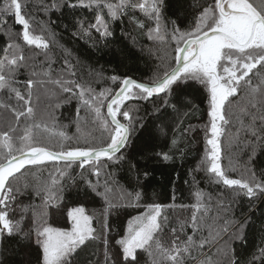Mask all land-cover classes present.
Instances as JSON below:
<instances>
[{"label":"snow or ice","instance_id":"1","mask_svg":"<svg viewBox=\"0 0 264 264\" xmlns=\"http://www.w3.org/2000/svg\"><path fill=\"white\" fill-rule=\"evenodd\" d=\"M63 2L68 8L92 11L94 22L87 27L81 22L77 27L80 35L89 38L95 31L107 39L112 35L110 22L131 13L134 26L148 40L173 42L174 66L163 70L162 75L150 83L125 77L116 90L105 88L97 92L78 78L76 65L68 59L71 53H66L61 68L53 71L51 39L43 26L41 34H36L35 17L26 11V0H0V25L7 24L10 15L21 29L15 34L8 31L7 43L0 49V92L7 96V102H0V109L12 117L7 128L0 130V237L7 234L30 239L37 249V264H188L189 260L192 264H240L230 244L233 240L243 242L244 225L232 234L228 230L231 221L227 218L208 217V198L198 188L192 192L194 204L179 205L192 209L187 219L171 226L166 208L172 205L150 203L141 215L128 220L126 234L111 242L114 252L106 235V219L97 224L95 213H89L83 203L75 202L69 207L63 197L65 179L76 183L70 174V169L76 165L82 170L85 195L103 199L107 205L105 213L115 208L109 199L113 186L108 179L112 176L108 167L125 159L121 153L134 130L127 102L157 97L167 106L170 101L161 94L168 97L175 90L174 86L178 88L189 81H198L209 94L210 120L205 125L209 147L198 168L205 171L212 182L236 196L243 195L249 201L264 196V170L257 175L251 166L255 142L264 145V0H202L189 4L195 11L191 26L184 28L177 20L165 23V0ZM36 6L47 13L59 9L61 0ZM137 11L151 21V26L146 27L143 21L136 19ZM26 49L31 55H26ZM22 69L28 75L21 81L18 76ZM111 79L115 82L117 77ZM42 93L48 98L43 110L38 107ZM73 100L77 102L74 117L77 132L81 131L82 123L91 124L102 130L104 138L95 139L89 132L83 137L84 143H68L70 138L66 131L56 129V110ZM178 104L179 100L171 106L178 111ZM234 104L240 107L239 114L233 112ZM82 109L86 114L84 119L80 117ZM230 129H235L231 135L237 138L243 132L245 142L253 148L248 157L249 166L241 169L237 176L230 175L237 171L231 151L227 153V165L222 163L225 158L222 140H230ZM168 131V126L162 124L153 132V138L167 136ZM170 143L176 146L177 140L172 139ZM157 157L165 162L173 159L168 152H158L149 158ZM46 167L53 171L48 172L44 182H28L29 174L35 176L33 169ZM83 172L88 176L83 177ZM147 175L145 172L144 176ZM89 177H95V182ZM27 193L39 198L41 204L23 205L18 198ZM124 195L135 201L141 198L140 192ZM217 208L227 212L230 205L221 201ZM49 209L60 213L67 226L49 224ZM17 210L21 213L19 219L14 218ZM27 212H31L30 226L25 232L24 213ZM213 248L215 253H212ZM250 264H264V239Z\"/></svg>","mask_w":264,"mask_h":264},{"label":"trees","instance_id":"2","mask_svg":"<svg viewBox=\"0 0 264 264\" xmlns=\"http://www.w3.org/2000/svg\"><path fill=\"white\" fill-rule=\"evenodd\" d=\"M75 2V0H72ZM118 3V0H112ZM202 0H165L163 17L165 23L177 20L181 28L190 27L194 8L189 4H198ZM30 12L35 17L33 28L36 34H41V26L45 29V34L51 39V56L55 63L52 65L53 71H58L62 66V61L66 53H71L68 57L70 62L76 65L78 78L90 84L97 92L105 88L116 90L120 81L125 77L143 83H150L155 78L162 75L163 70H170L174 66L172 63L173 42L165 40H148L129 16H125L117 21L110 22L112 35L107 39L100 37L95 31L88 35H80L77 31L78 24L83 22L85 27L94 22L91 10L81 7L68 8L61 0L59 9L45 13L36 5H48L51 0H26ZM187 20L185 21V17ZM135 17L145 23L146 27L151 26V21L146 19L139 11ZM179 17V19H178ZM107 19V17H106ZM169 31L171 25L168 24ZM13 34L21 29L14 23L13 18L7 17V24L0 25V49L7 43V32ZM54 34V36H53ZM26 55H31L29 50H25ZM39 59H42L39 58ZM39 59L37 63H39ZM28 73L23 69L18 76L19 80H24ZM117 77L114 82L111 77ZM173 93L168 97H161L170 101L169 105L162 103L161 98L153 97L151 100H130L126 107L129 108L132 117L133 131L128 146L121 153L125 159L119 164H109L108 171L112 173L108 177L112 181L113 191L109 199L115 208L105 213L107 207L105 201L99 197L85 195L86 185L82 179V170L73 165L70 169L72 179L76 182L72 184L65 179L66 190L63 197L64 204L69 207L75 202L83 203L89 213H95L97 224L101 220L107 222L108 231L106 233L111 250L114 239L126 234L127 222L131 218L141 215L146 211V206L150 203H160L167 207L171 226H176L178 220L182 221L189 217L192 209L190 207L181 208L179 205H191L195 203L192 192L195 189L202 190L206 197L207 206L210 211L208 217H225L231 221L229 232L236 233L237 228L243 224L241 230L244 236L243 242L233 240L230 244L234 248L240 264H250L253 253L261 246L264 239V196L254 201H249L243 195L236 196L222 185L212 182L209 175L198 168L201 159L205 155L206 133L205 125L209 124L208 112L210 110L208 90L198 81H189L174 86ZM47 97L41 94V103L38 107L43 110L47 103ZM178 111L171 105L177 104ZM0 102H7V96L0 92ZM77 102L75 100L64 103L56 110L57 130L66 131L70 138L68 143H84L83 137L89 132L95 139L104 138L101 129L91 124H81V131L77 132L74 117ZM233 112L239 114L240 107L233 105ZM82 109L80 117L85 118ZM163 116V119L159 117ZM11 115L4 109H0V130L7 128L11 122ZM166 125L170 129L167 136L153 138V132L161 125ZM235 129H230V140H222L225 149V158L222 161L227 165V153L231 151L233 166L236 172L230 173L237 176L240 170L249 166V154L252 147L245 142L243 132L239 137H234L231 133ZM210 134V133H209ZM264 135V134H262ZM77 137H80L79 141ZM177 140V145H171V140ZM250 142V138H249ZM167 145V146H166ZM255 158L251 161V166L255 168L257 175L264 170V145L260 141L254 144ZM150 149H154L150 150ZM158 152H168L173 155V159L165 162L160 158L150 159ZM35 176L31 174L27 177L29 183L44 182L48 172L53 171L51 167L33 169ZM147 172V177L144 173ZM88 173L83 172V177ZM95 182V177H89ZM103 178L101 179V184ZM141 193L139 201H135L124 193ZM222 194V195H221ZM23 205H40L39 198L33 197L31 193L19 197ZM223 201L230 205V210L225 212L217 208V204ZM104 214V215H102ZM21 213L17 210L15 217L19 219ZM25 232L29 230L28 216L31 212L24 213ZM47 222L54 227H65L67 222L63 216L55 209H49ZM227 238V237H226ZM102 247V246H101ZM207 252V249H205ZM216 249H212L215 253ZM193 255H197L193 253ZM37 249L30 239L22 235L1 237L0 244V264H37ZM102 258V256H101ZM215 258V257H214ZM85 259V257H81ZM188 264H192L189 260Z\"/></svg>","mask_w":264,"mask_h":264},{"label":"water","instance_id":"3","mask_svg":"<svg viewBox=\"0 0 264 264\" xmlns=\"http://www.w3.org/2000/svg\"><path fill=\"white\" fill-rule=\"evenodd\" d=\"M0 244H1V237H0Z\"/></svg>","mask_w":264,"mask_h":264}]
</instances>
